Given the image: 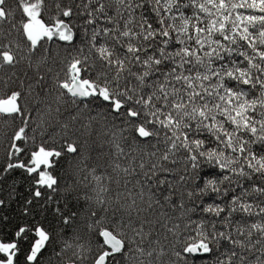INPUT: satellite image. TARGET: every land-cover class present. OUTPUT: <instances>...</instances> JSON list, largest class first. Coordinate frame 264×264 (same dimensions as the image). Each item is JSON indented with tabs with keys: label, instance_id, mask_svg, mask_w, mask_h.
I'll return each mask as SVG.
<instances>
[{
	"label": "snow or ice",
	"instance_id": "1",
	"mask_svg": "<svg viewBox=\"0 0 264 264\" xmlns=\"http://www.w3.org/2000/svg\"><path fill=\"white\" fill-rule=\"evenodd\" d=\"M0 264H264V0H0Z\"/></svg>",
	"mask_w": 264,
	"mask_h": 264
}]
</instances>
